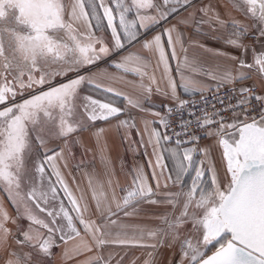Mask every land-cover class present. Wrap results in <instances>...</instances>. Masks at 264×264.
I'll return each mask as SVG.
<instances>
[{"label":"snow or ice","instance_id":"snow-or-ice-1","mask_svg":"<svg viewBox=\"0 0 264 264\" xmlns=\"http://www.w3.org/2000/svg\"><path fill=\"white\" fill-rule=\"evenodd\" d=\"M226 5L250 22L238 20L228 11L225 19L219 8ZM194 7V0H0V192L11 202L17 219L28 221L26 230L18 228L13 234L6 225L16 220L0 204L4 264H43L54 255L53 249L61 246L63 258L75 259L77 264H112L115 256L110 252L105 258L102 254L107 246L151 248L144 264H153L154 253L161 247L177 249L175 264H264V91L256 92V86L230 88L236 103L225 104L223 97L214 95L222 107L212 103L209 110L203 92L213 89L194 79L204 76L214 81L215 93L224 85L253 77L264 89V0H226V4L210 0L146 40L143 49L156 57L157 67H163L161 79L167 81V90L149 75L145 58L132 54L116 64L123 73L140 78L137 87L145 100H150L155 85L156 93L167 96L174 106L163 116L152 113L158 121H144L147 141L139 147L152 150L153 159L148 162L151 183L144 168L137 167L122 198L117 199L112 190L109 201L103 183L94 185L89 177L98 220L85 219L90 206L84 194L79 198L74 195L61 172L64 149L48 147L54 140L67 145L74 134L96 121L119 118L124 112L111 101L81 96V86L86 82L122 96L131 108L145 111L139 99L86 80L83 75L70 78L69 73L96 63L113 48L123 49L126 43L137 41L141 30ZM102 22L110 30V44L96 34ZM205 26L213 32L230 27L225 44L240 55L210 49L182 31L191 28L203 35ZM165 38L172 60L178 59L177 46L185 53L177 67L180 85L170 75ZM249 38L259 45V51L244 43ZM189 47L235 63L209 69L203 62L189 60ZM249 51L250 60L245 58ZM185 71L191 75L185 76ZM60 77L69 78L54 85L52 82ZM145 77L147 85L143 83ZM178 86L185 93L201 92L204 107L180 99ZM36 87L40 88L38 93L16 102L17 95ZM173 116L177 117L175 125ZM156 123L159 127L153 126ZM135 126L131 118L120 119L117 124V128L125 129ZM103 132L99 129L94 133L98 141ZM198 132L214 138L213 145L198 148ZM168 143L176 145L171 153L174 172L165 162L164 145ZM213 147L220 151V168L211 157ZM186 177H190L189 183H185ZM108 186L112 188L110 178ZM142 204L169 208L158 217L164 227L146 230L113 218L120 213L136 218ZM145 236L154 242H146ZM10 238L15 249L9 245ZM80 256L85 259L79 260Z\"/></svg>","mask_w":264,"mask_h":264},{"label":"crops","instance_id":"crops-1","mask_svg":"<svg viewBox=\"0 0 264 264\" xmlns=\"http://www.w3.org/2000/svg\"><path fill=\"white\" fill-rule=\"evenodd\" d=\"M210 0H194L195 7L188 9H181L180 12L172 14L167 20L161 21L158 24L153 25L147 30H141L139 33V39L131 44L125 45L123 49H114L107 56H103L102 59L96 63L81 68L78 72L74 71L70 78H77L78 75H83L86 80H90L94 83H99L106 87L114 88L116 91L121 92L133 99H139L145 111L139 109L131 108L127 105V102L122 96H115L111 93L104 92L102 89L94 87V84L85 83L81 86V96H92L94 98L100 99L102 101H111L115 106L124 109V112L119 118H113L109 121H96L90 128H86L84 131L74 134L69 140L68 144L65 145L63 140H54L49 143V148L60 149L63 148L64 163L60 164L61 172L66 179L70 189L73 191L74 195L78 198L81 194H84L89 206L90 213H85V219L98 220L95 212V205L92 200L91 189L89 188V177H92V183L95 185L97 181L103 183L105 192L111 200V196L115 193L117 199L122 198L125 194L124 190L129 188L131 184V179L133 175V170L137 167H143L146 174H148L149 181L151 183V171L148 162L152 160L151 148H142L139 145L142 142L147 141V136L144 135V121H158L159 117L152 115V113L159 112L162 116L164 115V110L166 107L174 105V102L167 96L158 94L155 91V85H153V92L150 100H145L144 96L141 94L142 90L137 87L140 83V78L134 76L131 73H123L118 70L115 66L117 63L121 62L124 57L128 55H139L146 59L149 64L147 69L149 75H154L157 82L161 88L167 90V81L162 80L163 67H157L156 57L152 55L151 52L143 49V43L146 40H151L153 36L161 34L165 29L176 24L179 20L187 17L189 13L196 11L206 4H209ZM215 4V0H212ZM222 3L226 4V0H222ZM219 11L222 16L228 11L236 19L249 23L250 21H245L241 13L231 9L230 6L220 7ZM133 14L130 13L131 18ZM199 16V12H197ZM225 19L228 17L224 16ZM95 27V22H93ZM185 35L190 39L198 40L200 43L207 45L210 49H218L226 54H233L239 56L240 53L225 44V41L229 38L228 33L231 28L222 29L219 32H213L210 28L205 26V31L203 35H197L191 28L182 29ZM96 34L102 37L106 43H111V33L107 28L106 22H102L99 29H96ZM187 44V41L185 42ZM250 47H255L259 51V45L255 42H251L248 39L244 41ZM165 48L169 56L170 65V75L176 81L177 85L181 83V76L177 72L178 64H180L184 58L185 53L181 52L179 46H177V60L171 59V50L167 48L166 38H165ZM251 51L248 52L246 59H251ZM187 56L189 60H196L198 62H203L207 68L214 70L216 65L222 67H232L234 61L225 59L223 57H213L211 53L205 52L199 47H189ZM234 71V68H233ZM185 76L191 75L187 71L184 72ZM69 77H60L54 80L52 83L58 86L60 83L67 82ZM195 80L199 81L205 86H210L213 91L215 89V82L209 80L204 76H196ZM143 83L145 85L149 84L147 77L144 78ZM239 87L245 86H256L259 92L264 91L259 87V82L255 77L250 80H245L243 82H237ZM199 86V85H197ZM228 86V85H224ZM223 86V87H224ZM47 87V85L45 86ZM222 88V87H221ZM31 89L27 91L30 92L29 96L36 94L40 91L39 87L31 93ZM213 91H204L203 94H207ZM177 95L182 97H190L201 95V92L197 91L193 93H185L182 87H177ZM23 100H17V102H22ZM131 118L135 122V128H117V124L120 119ZM154 127H159L156 123ZM103 129L101 139L98 141L94 133ZM162 131V129H161ZM214 138L205 137L198 144V148H204L213 145ZM165 147V162L170 170L175 171V161L171 156L173 150H175L176 145L173 143H168L164 145ZM43 155V153H41ZM211 157L215 162L217 168L221 167L220 162V151L218 148L213 147L211 151ZM111 179L112 188L109 189L108 180ZM53 179H55L53 177ZM190 182V177L185 178V183ZM154 186V185H153ZM79 189V191H77ZM175 190V189H173ZM61 198H63V193H60ZM159 198V197H158ZM65 205L70 208L67 200L64 201ZM0 204L3 205L4 209L8 212L9 216L16 220L13 224L11 221L6 225L10 228L13 234H17V229L26 230L28 227V221L25 219H17V213L13 208L11 202L6 198V195L0 192ZM113 210L115 207L113 205ZM169 211L166 206H156L142 204L139 209V214L136 218L124 217L123 213L119 214V217H113L114 219H119L122 223L135 224L143 226L146 230L158 229L164 227L161 220L158 218L160 215ZM75 215V213H72ZM113 232L117 229L113 228ZM159 239V238H157ZM145 240L148 243H153L145 236ZM72 245L76 244V241L71 242ZM9 245L11 248L15 249V244L12 239H9ZM24 251H27L25 249ZM153 250L151 248L142 247H115L107 246L103 248L102 254L107 258L108 254L111 252L115 259L112 264H116V260H120L121 264H144V261L149 258V253ZM54 255L50 259H46L43 264H77V260H65L63 258V246L53 249ZM5 253H0V264H4ZM87 255H93V253H87ZM179 258V253L176 248L161 247L154 253L153 264H175V261ZM79 260L85 259L84 256L78 257Z\"/></svg>","mask_w":264,"mask_h":264},{"label":"built area","instance_id":"built-area-1","mask_svg":"<svg viewBox=\"0 0 264 264\" xmlns=\"http://www.w3.org/2000/svg\"><path fill=\"white\" fill-rule=\"evenodd\" d=\"M251 86H253V85H251ZM233 87L236 88V89H239L240 88L238 84H234V85H228V86L222 87L218 93H215L213 91V92H210V93H207V94H203L204 96H207L208 97L209 104L207 105V107L209 108V110H211L212 103H215V105H216L217 108H221L222 107V105L218 101H216V100L213 99L214 95L223 97L225 104H229V103L230 104H235L237 98H236V96L233 93L230 92V88H233ZM255 90H256V92L259 93L257 87H255ZM180 99L187 100V101H189L190 104L192 102H197V108H203L204 107V101L201 99V95L190 96V97H182ZM253 103L255 104L254 101H253ZM173 106L174 105L169 106V107H173ZM167 108L168 107H166L165 110H164V115H166ZM225 115H229V113H225ZM172 123H173V125H175L177 123V117L176 116H173L172 117ZM162 131H163V129H162ZM197 134L200 136V139H199L198 143L201 140H203L205 137H207L202 132H198ZM174 139H175V137H173V140Z\"/></svg>","mask_w":264,"mask_h":264},{"label":"rangeland","instance_id":"rangeland-1","mask_svg":"<svg viewBox=\"0 0 264 264\" xmlns=\"http://www.w3.org/2000/svg\"><path fill=\"white\" fill-rule=\"evenodd\" d=\"M249 41H251V42H254L252 39H248ZM72 73H74V71L72 72ZM72 73H69V75H71ZM59 79V78H58ZM36 90V88H34V89H31L30 91H32L31 93H33L34 91ZM29 93L30 92H28L27 90L26 91H24L23 92V94L22 95H17L16 97H17V99H16V102H17V100H24V99H26V98H29L30 96H29ZM33 95V94H32ZM209 254H210V252H209Z\"/></svg>","mask_w":264,"mask_h":264},{"label":"flooded vegetation","instance_id":"flooded-vegetation-1","mask_svg":"<svg viewBox=\"0 0 264 264\" xmlns=\"http://www.w3.org/2000/svg\"><path fill=\"white\" fill-rule=\"evenodd\" d=\"M18 97V96H17ZM17 97L15 98V100L17 99Z\"/></svg>","mask_w":264,"mask_h":264},{"label":"water","instance_id":"water-1","mask_svg":"<svg viewBox=\"0 0 264 264\" xmlns=\"http://www.w3.org/2000/svg\"><path fill=\"white\" fill-rule=\"evenodd\" d=\"M211 254V253H210Z\"/></svg>","mask_w":264,"mask_h":264}]
</instances>
